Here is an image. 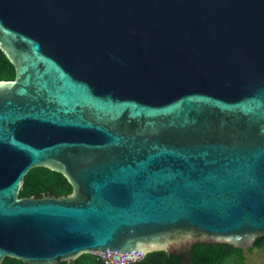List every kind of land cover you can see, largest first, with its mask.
<instances>
[{"label": "water", "instance_id": "1", "mask_svg": "<svg viewBox=\"0 0 264 264\" xmlns=\"http://www.w3.org/2000/svg\"><path fill=\"white\" fill-rule=\"evenodd\" d=\"M0 50V264L264 236V0H0Z\"/></svg>", "mask_w": 264, "mask_h": 264}, {"label": "trees", "instance_id": "2", "mask_svg": "<svg viewBox=\"0 0 264 264\" xmlns=\"http://www.w3.org/2000/svg\"><path fill=\"white\" fill-rule=\"evenodd\" d=\"M15 77V68L0 50V79L11 80ZM72 187L59 172L46 167H33L24 176L19 196L39 197L43 194L67 195ZM264 236L258 238L253 247H263ZM234 264H249L245 261L242 248L226 243H196L182 254H174L164 250L153 251L138 261L128 264H226L229 260ZM2 264H24L21 260L4 257ZM62 264H104L97 254H81L74 260Z\"/></svg>", "mask_w": 264, "mask_h": 264}, {"label": "rangeland", "instance_id": "3", "mask_svg": "<svg viewBox=\"0 0 264 264\" xmlns=\"http://www.w3.org/2000/svg\"><path fill=\"white\" fill-rule=\"evenodd\" d=\"M243 254L249 264H264V246L243 249ZM226 264H234V260H229Z\"/></svg>", "mask_w": 264, "mask_h": 264}, {"label": "built area", "instance_id": "4", "mask_svg": "<svg viewBox=\"0 0 264 264\" xmlns=\"http://www.w3.org/2000/svg\"><path fill=\"white\" fill-rule=\"evenodd\" d=\"M97 255L101 256V258L103 259L104 264H128V263H132V262L138 261V259H134V258L127 259L124 254H121V257H120L119 260L118 259H114L112 257V253H110V252H107L105 255H102V254H97Z\"/></svg>", "mask_w": 264, "mask_h": 264}]
</instances>
